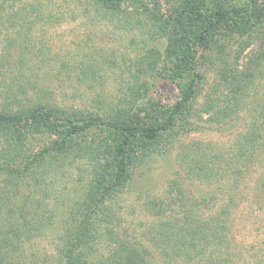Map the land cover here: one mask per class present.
Listing matches in <instances>:
<instances>
[{"label":"trees","instance_id":"trees-1","mask_svg":"<svg viewBox=\"0 0 264 264\" xmlns=\"http://www.w3.org/2000/svg\"><path fill=\"white\" fill-rule=\"evenodd\" d=\"M162 3L165 14L159 12ZM85 5L98 17L124 15L129 28L164 41L162 52L151 50L145 57L140 75L169 81L186 75L187 81L175 103L160 106L147 95V82L138 83L134 76L138 85L126 106L101 112L16 94L11 103L10 86L0 97V264H38L25 254V246L47 233L54 236L57 223L53 264H150L148 251L126 233L115 237L112 202L129 188L137 167L175 141L177 122L190 126L205 116L222 124L242 115L247 126L228 149L213 153L207 147L208 152L199 143L180 147L177 162L185 176L220 188L226 205L206 217L192 215L194 206L179 179H171L166 199L177 210L158 218L159 252L162 264L178 258L182 264H264V246L233 250L225 223L243 176L264 164V0H85ZM42 17L38 1L0 0V25L9 30L20 23L32 26ZM192 37L204 52L202 64L216 76L199 106L204 78L190 73ZM231 43L236 44L232 60ZM253 45L257 51L239 65ZM37 136H45L46 143L34 152L30 140ZM78 161L90 168L84 191L59 213L50 202L49 177L62 175L65 162L71 167ZM155 205L162 210V202ZM103 239L107 251L95 256Z\"/></svg>","mask_w":264,"mask_h":264},{"label":"rangeland","instance_id":"rangeland-1","mask_svg":"<svg viewBox=\"0 0 264 264\" xmlns=\"http://www.w3.org/2000/svg\"><path fill=\"white\" fill-rule=\"evenodd\" d=\"M28 1L42 3L43 17L40 21L32 26L16 24L13 30H9L6 24L0 25V97L12 86L14 92L9 93L11 103L14 102L12 95L15 97L16 94L22 100L33 98L61 107L101 112L118 105L126 106V99L141 81L147 82V95L160 106L172 105L180 97L187 81L186 75L169 81L139 74L150 51L162 52L165 43L151 40L142 31L129 28L124 15L118 19L98 17L85 5V0ZM244 1L227 0L231 4ZM166 10L162 3L159 12L165 14ZM235 47V43L229 45L230 60ZM188 51L192 55L188 65L190 73L203 74L204 78L198 86L200 95L196 106H199L216 76L214 70L202 64L204 52L195 45L193 37ZM256 51L254 45L245 50L238 64ZM134 76L139 78L138 83ZM263 84L264 80L262 89ZM247 123L244 115L226 119L222 124L211 123L205 116L191 120L190 126L177 122L173 130L178 133L175 141L159 147L161 152L152 154L137 167L129 188L112 202L111 210L116 212L115 237L119 239V235L126 233L148 251L146 258L150 264H162L158 218L168 217L170 208L177 210L166 199L171 179H179L189 203L194 206L192 215L206 217L226 205V194H222L220 188L202 185L185 176L177 162L180 147L199 143L208 152L207 147L213 153L224 151L243 132ZM30 141L31 150L35 152L46 143V137L37 136ZM65 163L63 174L49 177L48 182L50 202L56 205L59 213L66 211L71 201L83 193L90 170L82 161L74 162L71 167ZM252 169L240 181L241 190L235 198L236 204L229 206L225 220L233 250L246 249L250 245L264 246V189H261L264 164ZM158 202H162V210H157L155 204ZM58 225L54 236L47 233L27 244L25 254L38 264L43 261L53 264ZM106 251L103 239L95 256ZM182 263L178 258L171 264Z\"/></svg>","mask_w":264,"mask_h":264}]
</instances>
